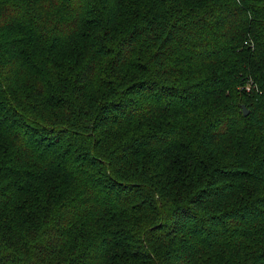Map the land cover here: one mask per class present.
Instances as JSON below:
<instances>
[{"label":"trees","instance_id":"obj_1","mask_svg":"<svg viewBox=\"0 0 264 264\" xmlns=\"http://www.w3.org/2000/svg\"><path fill=\"white\" fill-rule=\"evenodd\" d=\"M0 264H264V0H0Z\"/></svg>","mask_w":264,"mask_h":264},{"label":"water","instance_id":"obj_2","mask_svg":"<svg viewBox=\"0 0 264 264\" xmlns=\"http://www.w3.org/2000/svg\"><path fill=\"white\" fill-rule=\"evenodd\" d=\"M243 113H244V114H246V113H247V111H246V110H244V111H243Z\"/></svg>","mask_w":264,"mask_h":264}]
</instances>
